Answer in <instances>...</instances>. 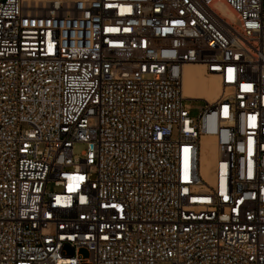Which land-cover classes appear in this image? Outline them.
Masks as SVG:
<instances>
[{"label": "built area", "instance_id": "obj_1", "mask_svg": "<svg viewBox=\"0 0 264 264\" xmlns=\"http://www.w3.org/2000/svg\"><path fill=\"white\" fill-rule=\"evenodd\" d=\"M86 263L264 264V0H0V264Z\"/></svg>", "mask_w": 264, "mask_h": 264}, {"label": "bare ground", "instance_id": "obj_2", "mask_svg": "<svg viewBox=\"0 0 264 264\" xmlns=\"http://www.w3.org/2000/svg\"><path fill=\"white\" fill-rule=\"evenodd\" d=\"M219 11L229 19H234L232 10L220 2L214 4ZM183 95L191 98L213 100L220 91V84L215 75L207 74L200 64H188L184 68L182 80ZM218 156L213 137L201 138V174L208 182L212 180L213 164Z\"/></svg>", "mask_w": 264, "mask_h": 264}, {"label": "rangeland", "instance_id": "obj_3", "mask_svg": "<svg viewBox=\"0 0 264 264\" xmlns=\"http://www.w3.org/2000/svg\"><path fill=\"white\" fill-rule=\"evenodd\" d=\"M184 104L187 107V110L189 111L190 115L194 118H197L200 110L203 107L204 101H202L200 99H186V100H184ZM84 150H85V145L83 143H75L73 146V151L76 155H79ZM66 252L68 254H71V249L66 248ZM79 254L84 259H87L89 256V253L85 248H80ZM86 264H88V263H86Z\"/></svg>", "mask_w": 264, "mask_h": 264}]
</instances>
